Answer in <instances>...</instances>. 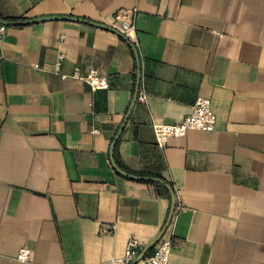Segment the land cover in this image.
Listing matches in <instances>:
<instances>
[{
	"label": "crops",
	"instance_id": "obj_1",
	"mask_svg": "<svg viewBox=\"0 0 264 264\" xmlns=\"http://www.w3.org/2000/svg\"><path fill=\"white\" fill-rule=\"evenodd\" d=\"M120 8L135 10L128 38L67 19L4 24L0 264H120L129 238L137 257L158 235L170 198L115 173L121 125L123 164L173 184V264H264V0H0V18L113 27ZM74 66L97 68L108 88L72 78ZM199 96L214 129L159 147L152 121H180Z\"/></svg>",
	"mask_w": 264,
	"mask_h": 264
},
{
	"label": "built area",
	"instance_id": "obj_2",
	"mask_svg": "<svg viewBox=\"0 0 264 264\" xmlns=\"http://www.w3.org/2000/svg\"><path fill=\"white\" fill-rule=\"evenodd\" d=\"M113 21L116 23L113 26L118 32L125 37H131L135 31V10L134 9H117L113 13ZM6 25L0 23V39L5 33ZM64 35L59 36V44L63 43ZM63 53L60 51L56 55L54 69L59 72ZM61 77L66 74L60 73ZM72 78L80 79L86 82L91 89H106L109 86L107 76L100 73L97 68L88 66L85 71H82L78 66L72 68L69 74ZM216 116L211 109L210 99L199 96L191 105L189 112L178 122L160 123L152 121L151 127L154 132L156 144L163 147L170 137H179L184 135L189 130L211 131L215 127ZM96 131V130H94ZM166 228V227H165ZM165 231V229H164ZM160 235L153 246L150 254L141 258L133 255L131 249L136 246L137 242L134 238H129L126 244L125 254L118 259L120 264H173L170 260L171 251V236L164 233ZM30 250L27 247H21L16 252L14 259L19 262H26L29 258ZM138 258L135 262L134 260Z\"/></svg>",
	"mask_w": 264,
	"mask_h": 264
},
{
	"label": "water",
	"instance_id": "obj_3",
	"mask_svg": "<svg viewBox=\"0 0 264 264\" xmlns=\"http://www.w3.org/2000/svg\"><path fill=\"white\" fill-rule=\"evenodd\" d=\"M45 19H67V20H73V21H78V22H84V23H88L90 25H94V26H98V27H101V28H104L106 30H110L112 32H115L116 34L120 35V36H124L123 34H121L120 32H118L114 27H111L109 25H106V24H103V23H98V22H93V21H90V20H86V19H83V18H78V17H75V16H41V17H37V18H31V19H21V20H13V19H4V18H0V23H3V24H12V25H18V24H26V23H29V22H33V21H37V20H45ZM133 46V45H132ZM134 48V46H133ZM135 50V48H134ZM136 52V51H135ZM137 89H138V76H137V80H136V83H135V89H134V93H133V97H132V100H131V103H130V106L128 108V111L130 110L134 100H135V97H136V94H137ZM127 117V114L125 115V118ZM122 128V125L120 126V128L118 129L117 133L115 134V136L113 137V139L111 140V143H110V149H109V158H110V162H111V166L113 168V170L118 173V174H121L123 176H126V177H129V178H135L134 175H131V174H128L126 173L125 171L121 170L113 161V157H112V149H113V146L118 138V135H119V132ZM167 188L169 189L170 191V207H169V212H168V217H167V220H166V223L164 224V226L162 227L161 231L158 233V235L153 239L151 240L141 251V253L139 254L138 258H141L143 257L146 252L148 251V249L153 246L155 244V242L158 240V238L160 237V235L162 234V232L164 231L165 227L167 226L169 220H170V217L173 213V209H174V203H175V199H174V193L173 191L171 190V188L167 185ZM136 258L134 260V262L138 259Z\"/></svg>",
	"mask_w": 264,
	"mask_h": 264
},
{
	"label": "trees",
	"instance_id": "obj_4",
	"mask_svg": "<svg viewBox=\"0 0 264 264\" xmlns=\"http://www.w3.org/2000/svg\"><path fill=\"white\" fill-rule=\"evenodd\" d=\"M117 144H118V140H116V142H115V144L113 146V149H112V157H113L114 163L121 170L125 171L128 174L134 175L135 178H129V177L123 176L121 174H119V175L122 176V177H125L127 179H133V180H136V181H140V182H144V183L150 184V185L153 186V189H154V192L156 193V195L161 196V197L170 198V191L167 188V185L171 188L172 191H174L172 182L169 179L163 177L161 174L156 173V172H142V171L130 170L120 160L119 155H118ZM116 174H118V173H116ZM153 246H151L148 249L146 255L151 253V251L153 249Z\"/></svg>",
	"mask_w": 264,
	"mask_h": 264
}]
</instances>
